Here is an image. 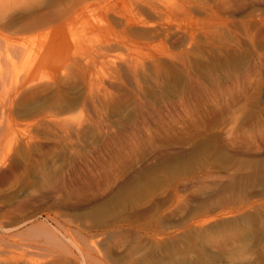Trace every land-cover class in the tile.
I'll list each match as a JSON object with an SVG mask.
<instances>
[{
    "label": "rangeland",
    "instance_id": "1",
    "mask_svg": "<svg viewBox=\"0 0 264 264\" xmlns=\"http://www.w3.org/2000/svg\"><path fill=\"white\" fill-rule=\"evenodd\" d=\"M38 1L72 21L50 88L26 106L62 111L74 129L38 130L35 163L22 154L0 206L69 169L90 186L3 219L37 218L54 240L17 236L23 249L0 264H84L92 244L86 264H264V0ZM44 34L29 37L28 64Z\"/></svg>",
    "mask_w": 264,
    "mask_h": 264
},
{
    "label": "bare ground",
    "instance_id": "2",
    "mask_svg": "<svg viewBox=\"0 0 264 264\" xmlns=\"http://www.w3.org/2000/svg\"><path fill=\"white\" fill-rule=\"evenodd\" d=\"M78 3L79 2H77V4ZM39 4L40 2L38 0H0V190L10 189L11 186H13L14 184L16 185L18 181L21 180L20 178L23 175L22 166L20 165L18 159H20L23 153L28 154L29 156L28 159L31 158V161L35 163V158L33 156V152L35 148L33 149L32 146L34 145V143L37 141V138L39 137L37 133L40 128L42 129L44 128L43 131L46 130L51 133L57 132V134H61L64 138L67 139L68 136L70 135L71 129L73 128L72 123L73 122L75 123L74 120L72 122V119L70 118L71 116L62 114L63 113L62 111L61 113L59 112L56 113L55 111L50 109V107L49 109L45 107L44 108L45 110L40 109V110L35 111L29 108L28 106H26V104L31 105L30 103H33L34 101H36V99L44 95V93L48 91V88H50V85L48 83H50L52 79L49 77L50 75L49 71H51V67H53L55 64V62H53V57H54L53 53H55L54 50L56 48L55 38L57 39L58 31L60 32V36H64L66 38L67 30H69V27L72 21V19L68 18L69 16H67L66 14L67 10H64V11L36 10L37 9L36 7L39 6ZM79 7H80V4H79ZM33 10H36V11H33ZM28 13L29 15L26 17L25 15H27ZM40 32L46 33L44 34L46 35V37L44 38L45 39L44 43L39 47V49H37L33 57L32 58L30 57L32 60L28 64V61L26 62L27 60L26 58L31 53V49L29 48L31 40L29 37L37 35V33H40ZM62 50L64 51L66 50V48H63ZM23 62H25L26 65L28 64V69L26 70L27 73L25 72V74H23L24 69L22 70L21 68V65H23ZM141 64L139 65L140 69L141 67L144 66V65L141 66ZM136 65L135 67H138ZM64 68H65L64 72H66V67ZM41 71H44L46 73L45 80L43 79V77H41V75L39 76V74L42 73ZM132 72L134 76L137 74L138 70L132 69ZM129 74H131V72ZM44 81H48V83H45ZM91 82L93 83V81ZM88 89L91 90V88H88ZM90 90H88V92ZM91 92L92 91H90V94ZM96 95L94 94V98ZM90 103H91V100H90ZM141 140L145 141V143H147L148 145L151 144L152 146L153 144V138L151 136L150 137L148 136V138L144 140L141 139ZM160 150L162 149H159L157 146H154L151 152L156 153V152H159ZM34 154H36V152ZM94 172H96V170ZM70 173L71 171L69 169L66 173H63L61 176L57 178L47 179L42 185H39L38 183H34L29 195L23 198L15 199L12 203H10L9 206H6V207L0 206V252L4 251L5 249L7 250V248L8 249H17V247L20 248L22 241L18 240L19 244H17V240H15L17 236L21 237V236L28 235L29 237L32 236L31 238H35L33 236L43 235V236L49 237L48 239H50V241L54 240V237L51 236V234L49 233L47 234L46 230H44L46 229L44 225L39 224L37 222L36 220L37 218L34 219L32 217L27 222L21 221V222L8 223L9 225L5 224L3 219H6V217H9V216L12 218V216L18 215V213H21L25 208L27 207L29 208V207L34 206L35 204H38L39 201L41 200V197L45 198V196L50 195L51 192L53 193L54 191H59L64 194H68L70 192H73V190L83 191V187L89 188L90 183H85L81 187H79L77 184H74L71 179ZM82 179H84L83 176H82ZM262 179L264 180V177ZM198 182L199 181H197V183ZM222 187L224 188V186ZM235 187H236V184L232 183L231 185H228L227 189L228 188L234 189ZM48 197L49 196H47L46 198ZM29 223H32L31 227H29L27 230L25 229L26 230L25 232L16 234L17 232L20 231V228L27 227ZM59 227L60 226H58V228ZM54 242L56 243V241ZM93 246H94L93 244L88 246L85 256L84 257L82 256V261L84 264H86V262L90 261L91 259H92L91 261L94 260L93 248H92ZM51 256L52 257L48 262L46 263L41 262L40 264H62L63 263L62 260H64V258L61 257L60 255L55 256V254L53 255L51 254ZM99 264H100V261H99Z\"/></svg>",
    "mask_w": 264,
    "mask_h": 264
}]
</instances>
